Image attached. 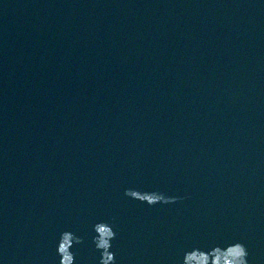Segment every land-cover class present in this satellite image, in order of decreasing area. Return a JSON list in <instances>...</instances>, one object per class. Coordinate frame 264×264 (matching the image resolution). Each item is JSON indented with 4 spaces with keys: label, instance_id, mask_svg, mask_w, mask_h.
<instances>
[{
    "label": "water",
    "instance_id": "1",
    "mask_svg": "<svg viewBox=\"0 0 264 264\" xmlns=\"http://www.w3.org/2000/svg\"><path fill=\"white\" fill-rule=\"evenodd\" d=\"M241 248L264 264V0H0V264Z\"/></svg>",
    "mask_w": 264,
    "mask_h": 264
},
{
    "label": "clouds",
    "instance_id": "2",
    "mask_svg": "<svg viewBox=\"0 0 264 264\" xmlns=\"http://www.w3.org/2000/svg\"><path fill=\"white\" fill-rule=\"evenodd\" d=\"M60 251L63 252L64 249L61 248ZM238 252H239V255L243 258V259L241 260V264H247V261H246V259H245L247 253H246L245 249H244V248L238 249Z\"/></svg>",
    "mask_w": 264,
    "mask_h": 264
},
{
    "label": "snow or ice",
    "instance_id": "3",
    "mask_svg": "<svg viewBox=\"0 0 264 264\" xmlns=\"http://www.w3.org/2000/svg\"><path fill=\"white\" fill-rule=\"evenodd\" d=\"M150 203H153V204H154V203H155V201H150Z\"/></svg>",
    "mask_w": 264,
    "mask_h": 264
}]
</instances>
